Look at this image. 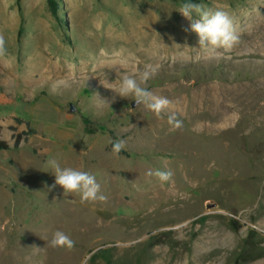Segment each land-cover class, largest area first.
<instances>
[{
	"label": "rangeland",
	"instance_id": "374dc122",
	"mask_svg": "<svg viewBox=\"0 0 264 264\" xmlns=\"http://www.w3.org/2000/svg\"><path fill=\"white\" fill-rule=\"evenodd\" d=\"M56 1L0 0V264H264V0Z\"/></svg>",
	"mask_w": 264,
	"mask_h": 264
},
{
	"label": "trees",
	"instance_id": "16d2710c",
	"mask_svg": "<svg viewBox=\"0 0 264 264\" xmlns=\"http://www.w3.org/2000/svg\"><path fill=\"white\" fill-rule=\"evenodd\" d=\"M16 1H17V5H18V7L20 9L21 0H16ZM174 1H176V2H187V3H197L200 0H174ZM47 2H48L49 8H50L53 16L57 20H60L59 13H58V2L56 0H47ZM18 121L20 122V119H18ZM83 122H84V125H85V127H84L85 131L87 133L93 132L90 129V127H89V125L91 124V121L89 120V118L83 117ZM27 125H28V123H27ZM0 131H1V126H0ZM23 134H19V135L15 136V141H14V143L12 145L7 140H4V139H2L0 137V151L9 150L11 148H13L15 150L18 149L20 147V145H21V142L25 141L27 139V137H25ZM110 148L114 152H116L118 154H124V155L127 154L123 149H121L119 143L116 141V137L115 136H113V140H112V142L110 144Z\"/></svg>",
	"mask_w": 264,
	"mask_h": 264
},
{
	"label": "water",
	"instance_id": "95a60500",
	"mask_svg": "<svg viewBox=\"0 0 264 264\" xmlns=\"http://www.w3.org/2000/svg\"><path fill=\"white\" fill-rule=\"evenodd\" d=\"M136 101H134L133 103H132V106L134 107L135 105H136ZM71 111H74V107L71 105Z\"/></svg>",
	"mask_w": 264,
	"mask_h": 264
}]
</instances>
